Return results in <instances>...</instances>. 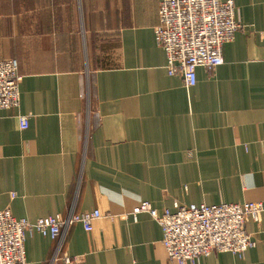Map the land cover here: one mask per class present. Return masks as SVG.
I'll use <instances>...</instances> for the list:
<instances>
[{
	"label": "crops",
	"instance_id": "crops-1",
	"mask_svg": "<svg viewBox=\"0 0 264 264\" xmlns=\"http://www.w3.org/2000/svg\"><path fill=\"white\" fill-rule=\"evenodd\" d=\"M161 1L0 0V59L22 76L20 105L0 110V209L101 214L59 248L27 232L28 264H178L158 221L134 213L143 201L162 212L264 199V0H234L242 27L194 86L169 75L156 43ZM246 230L256 246L243 258L194 264H264V212Z\"/></svg>",
	"mask_w": 264,
	"mask_h": 264
},
{
	"label": "built area",
	"instance_id": "built-area-1",
	"mask_svg": "<svg viewBox=\"0 0 264 264\" xmlns=\"http://www.w3.org/2000/svg\"><path fill=\"white\" fill-rule=\"evenodd\" d=\"M159 23L155 27L156 43L167 57L169 75L179 76L186 86L197 83V68L213 69L224 63L223 45L234 39L242 27L235 18L234 0H162ZM22 76L15 59H0V110L20 105L19 85ZM21 129L29 127V117L18 115ZM147 212L162 227V244L171 263H198L214 252H231L243 258L256 241L246 230V219L260 221L264 199L244 203L175 204V210L155 209L143 201L134 213ZM99 211L70 214L67 218L54 215L30 221L16 218L10 208L0 209V264H28L27 232L38 231L58 240L76 221L92 230ZM77 257H65L70 264Z\"/></svg>",
	"mask_w": 264,
	"mask_h": 264
},
{
	"label": "rangeland",
	"instance_id": "rangeland-1",
	"mask_svg": "<svg viewBox=\"0 0 264 264\" xmlns=\"http://www.w3.org/2000/svg\"><path fill=\"white\" fill-rule=\"evenodd\" d=\"M89 84V83H88ZM88 87H89V85H88Z\"/></svg>",
	"mask_w": 264,
	"mask_h": 264
}]
</instances>
